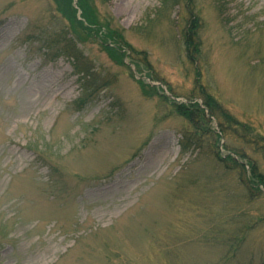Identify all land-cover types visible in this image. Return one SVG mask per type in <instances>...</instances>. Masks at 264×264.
<instances>
[{"label": "rangeland", "instance_id": "obj_1", "mask_svg": "<svg viewBox=\"0 0 264 264\" xmlns=\"http://www.w3.org/2000/svg\"><path fill=\"white\" fill-rule=\"evenodd\" d=\"M88 2L0 0V264H264V0Z\"/></svg>", "mask_w": 264, "mask_h": 264}, {"label": "trees", "instance_id": "obj_2", "mask_svg": "<svg viewBox=\"0 0 264 264\" xmlns=\"http://www.w3.org/2000/svg\"><path fill=\"white\" fill-rule=\"evenodd\" d=\"M67 1H71V0H57V3L59 4V6L61 7V10L65 12L64 7H67ZM105 4H110L113 0H102ZM77 11L79 10L81 12V18L84 20H79L78 23H80L81 25L86 24L87 26H96L97 20L96 18L93 16L92 11H93V7L89 4L88 0H77ZM76 10L74 9L75 13ZM194 22V19L191 21V26L188 29V33L186 36V46H187V51H188V57L191 59V61H196V58L190 53L191 48L194 49V51H197L198 48V44L196 43L195 39L197 38V25L196 22ZM106 30H108V27H105ZM73 52L69 53L68 56L71 55V59L73 62V67L74 69H78V67L80 66V62H81V54H78L77 51H75L73 54ZM79 73L82 74V78H80L79 80L84 81L83 84H81V86H86L85 83H88L92 81V75L88 72V70L82 69L81 71H79ZM95 81V80H94ZM200 90H203V87L200 86ZM201 92V91H200ZM207 92H202V97H203V102L205 104V107H208L210 109V113L212 116H217L216 114L218 112H222L223 110L220 111V109H218V104H216V102L213 100V98H211V96L209 94H206ZM191 101V100H190ZM173 107H174V112L177 113V115L184 117L186 120L195 123L197 130L202 131L205 135L204 132H207V135H211L216 137V153H215V158L217 159L218 162L220 163H224V164H228V163H232L233 165H235L237 168H240V171H242L243 173L246 172V165H244L243 163L239 162L237 159H235L233 156L237 155L239 156V158L241 159H247L248 156L246 154H243V152L239 151V150H229L230 154L228 153L225 157L221 156L220 151L218 150L219 147V135H217V133L215 131L212 130V128L209 126V117L205 114V107L196 102L195 100L192 102H188V103H173ZM224 114V112H222ZM227 119L230 121L231 124H234L236 126L241 125L239 122H237L236 120H234L230 115L226 114ZM202 121L203 122V126H201V124H199L198 122ZM249 129V128H248ZM196 130V131H197ZM211 133H210V132ZM221 131H223V134L225 133V129L221 128ZM220 131V132H221ZM201 134L199 133H185L183 135V138L181 139L179 146H180V150L181 152H186V150H188V148L191 146L193 147V149H195L196 147L200 149V146L202 144V140H201ZM254 139L257 142L262 143V149L264 150V136H260V135H254ZM248 165H250V178L249 177H244V175L241 176V179L246 183L247 188L252 192V190H257L259 189V187L263 186L264 187V175L261 172H258L256 170V166L252 165L250 163H248Z\"/></svg>", "mask_w": 264, "mask_h": 264}]
</instances>
